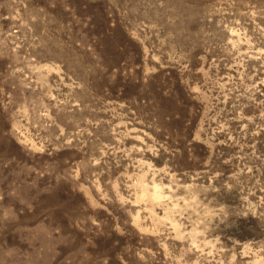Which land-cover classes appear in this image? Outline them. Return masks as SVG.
<instances>
[{
  "label": "rangeland",
  "instance_id": "rangeland-1",
  "mask_svg": "<svg viewBox=\"0 0 264 264\" xmlns=\"http://www.w3.org/2000/svg\"><path fill=\"white\" fill-rule=\"evenodd\" d=\"M0 264H264V0H0Z\"/></svg>",
  "mask_w": 264,
  "mask_h": 264
}]
</instances>
